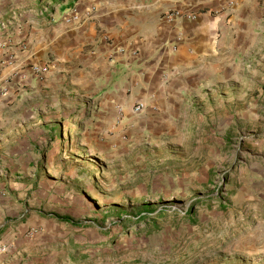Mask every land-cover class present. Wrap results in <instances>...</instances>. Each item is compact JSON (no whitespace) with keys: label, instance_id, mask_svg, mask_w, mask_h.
Returning a JSON list of instances; mask_svg holds the SVG:
<instances>
[{"label":"rangeland","instance_id":"374dc122","mask_svg":"<svg viewBox=\"0 0 264 264\" xmlns=\"http://www.w3.org/2000/svg\"><path fill=\"white\" fill-rule=\"evenodd\" d=\"M95 1L0 0V47L15 56L29 50L25 33L94 21ZM234 57V75L184 113L147 115L141 103L126 124L101 117L94 87L46 76L38 158L18 188L1 181L18 204L13 219L30 227L19 239L41 245L1 244L0 262L264 264V33Z\"/></svg>","mask_w":264,"mask_h":264},{"label":"crops","instance_id":"0c3cea01","mask_svg":"<svg viewBox=\"0 0 264 264\" xmlns=\"http://www.w3.org/2000/svg\"><path fill=\"white\" fill-rule=\"evenodd\" d=\"M95 5L94 21L65 31L25 33V52L13 56V49L0 47V88L8 86L0 91V245L19 242L25 246L20 250L41 245L35 238L19 239L30 227L13 219L18 204L2 184L9 176L7 187L18 188L17 175L38 158L41 108L50 98L38 94L49 76L53 85L94 87L104 120L126 124L136 103H145L147 115L159 110L178 115L198 101L200 91L234 75L235 53L246 51L250 40L264 33V0H96ZM172 8L197 17L167 22L162 14ZM36 19L43 22V17ZM46 64L51 67L45 75L34 71V65ZM239 66L243 69L244 63ZM146 118L154 121L155 116ZM21 259L0 264H21Z\"/></svg>","mask_w":264,"mask_h":264},{"label":"built area","instance_id":"2783aa9c","mask_svg":"<svg viewBox=\"0 0 264 264\" xmlns=\"http://www.w3.org/2000/svg\"><path fill=\"white\" fill-rule=\"evenodd\" d=\"M196 17H197V14L183 10V9H178V8L169 9L162 14V18L167 22H173V21H176L178 19H183V18L193 20ZM50 67H51L50 64H46L44 66H38V65L33 66L34 71L42 75L43 74L45 75ZM142 108H143V105L139 103V104L134 105L133 110L135 112H139L142 110ZM5 251H6V247L0 246V253H3Z\"/></svg>","mask_w":264,"mask_h":264},{"label":"trees","instance_id":"16d2710c","mask_svg":"<svg viewBox=\"0 0 264 264\" xmlns=\"http://www.w3.org/2000/svg\"><path fill=\"white\" fill-rule=\"evenodd\" d=\"M41 215L44 216V217H46V218H55L56 220H58L60 222H65V223H68V224H78L71 217L65 216V215L64 216H61V215H58L56 213H41ZM141 217H143V216H141Z\"/></svg>","mask_w":264,"mask_h":264},{"label":"bare ground","instance_id":"6f19581e","mask_svg":"<svg viewBox=\"0 0 264 264\" xmlns=\"http://www.w3.org/2000/svg\"><path fill=\"white\" fill-rule=\"evenodd\" d=\"M258 225H260V224H258Z\"/></svg>","mask_w":264,"mask_h":264}]
</instances>
